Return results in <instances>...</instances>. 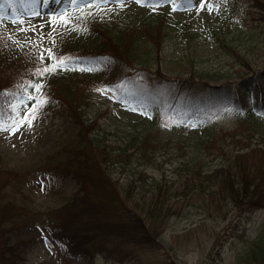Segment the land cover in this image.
Instances as JSON below:
<instances>
[{
  "label": "trees",
  "instance_id": "obj_1",
  "mask_svg": "<svg viewBox=\"0 0 264 264\" xmlns=\"http://www.w3.org/2000/svg\"><path fill=\"white\" fill-rule=\"evenodd\" d=\"M151 1L156 2L155 7L130 0L125 15L113 11L106 14L111 20L102 21L101 13L93 8L67 5L58 9V4L67 2L51 0L54 7L43 16L72 13L70 27L75 29L69 31L65 26L59 31L57 27L53 32L49 19L37 20L39 15L29 13L33 0H0L8 13L21 12L19 19L6 23L15 26L13 32L0 28V110L12 101L22 100L34 107L46 98L39 110L44 112L59 101L78 130L59 142L46 159L47 168L69 175L79 185L76 193L49 213L48 225L39 226L31 211L6 200L3 189L16 175L5 168L0 155V264H24L28 239L23 230L32 224L34 230H43L48 238L63 243L69 258L92 260L100 255L123 262L131 251L163 248L169 220L186 204L223 218L228 213L225 206L241 215L264 209V66L233 81L215 78L214 82L210 75L166 74L160 54L169 37L168 18L192 15L185 8L174 9V0ZM251 4L264 18V0ZM81 9L94 15L86 17ZM183 22L180 30L187 39L202 34L197 27L191 28L190 21ZM204 26L211 29L220 54L238 53L237 46L230 45L238 36L228 39L220 23L205 20ZM47 49L56 57L68 58L67 65L51 74L36 75L37 69L53 63L47 59ZM99 82L135 105L140 104L136 98L140 97L152 102L158 112L181 110L180 116L202 108L220 110L224 99L234 98L239 122L217 130L216 124L205 121L188 135L190 142H176L171 150L166 147L170 139L137 125L129 127L120 141L109 143L97 120L85 119L83 109L88 86ZM30 83L42 85L41 90L29 87ZM250 95H254L252 102ZM208 158L219 161L210 168ZM172 159L176 165L170 181L164 173L160 178L147 175V168L160 169L159 162ZM239 256L238 264H264V221Z\"/></svg>",
  "mask_w": 264,
  "mask_h": 264
},
{
  "label": "rangeland",
  "instance_id": "obj_2",
  "mask_svg": "<svg viewBox=\"0 0 264 264\" xmlns=\"http://www.w3.org/2000/svg\"><path fill=\"white\" fill-rule=\"evenodd\" d=\"M65 1L68 4H58V9L67 5L76 6L78 9L85 6L82 2L72 4L71 0ZM167 1L170 0L157 2ZM252 1L177 0L179 4L172 2L174 9H191L189 14L192 16L185 18L173 15L168 18L171 22L169 37L160 54L163 71L170 76L210 75L215 82V78L218 81H233L252 69L263 67L264 18L251 4ZM129 3L130 0H124L121 6L116 0H108L100 6V11H103L100 19L111 20L112 17L106 14L113 11L124 14L127 12L125 6ZM155 3L151 1L147 7L151 8ZM201 4L205 7H201ZM209 4L212 6L211 11L207 7ZM53 7L51 0H33L28 11L34 17V13H39L37 20L49 19V16L43 15L51 12ZM20 14L19 10L8 13L6 4L2 5L0 16H4L6 21L0 20V28L8 27L6 23L19 19ZM205 20L220 23L228 39L231 35L238 36L230 42L231 46H237L238 53L235 56L230 54L226 57L219 53L216 40L210 36L211 29L204 26ZM183 21H190L191 28L197 27L202 34L187 39L180 30ZM8 28L13 32L15 26ZM63 28L59 27V31ZM48 30L49 27L44 33ZM194 68L199 70V73L194 71ZM104 84L99 82L88 86L83 109L85 119L97 120L109 143L120 141L129 127L137 125L138 128L151 129L158 136L170 139L171 142L167 143L166 147L171 150L172 147H177L176 142L181 145L190 142L192 138H188V135L205 121L208 124H216L217 130H227L239 122L234 98L224 99L220 110L202 108L193 113L187 111L180 116L181 110L165 109L158 112L152 102H146L140 97H136L140 104L135 105L131 100L111 92ZM253 97L254 95L248 96L250 102ZM31 109L32 107L22 100L6 104L0 110V125L5 128L15 125ZM77 130L65 107L56 100L50 109L37 112L31 127L25 124L16 132L0 131L1 162L16 175V180L5 186L3 194L6 200L12 201L15 206L31 211L37 219L35 224L39 226L48 225L47 220L52 217L49 213L63 205L79 189V185L69 175L48 169L46 160L62 139ZM170 155L175 157V154ZM172 160H162L158 163L164 172L161 168H147V175L160 178L164 173L165 178L170 181L174 177L172 169L176 165L175 159ZM207 161L208 166L213 168L219 159L210 161L208 158ZM118 174L119 171L116 170L115 175ZM197 206L186 204L182 212L171 217L163 233V248L157 252L131 251L127 261L123 262L100 255H96L92 260L86 256L69 258L63 243L48 238L43 230H34L32 224L23 230L25 239H28V244L23 248L24 264H238L240 251L245 248L246 242L255 237L264 221V209L241 215L237 209L225 206L223 210L228 213L223 218L208 216L206 208V212H203L202 208Z\"/></svg>",
  "mask_w": 264,
  "mask_h": 264
},
{
  "label": "snow or ice",
  "instance_id": "obj_3",
  "mask_svg": "<svg viewBox=\"0 0 264 264\" xmlns=\"http://www.w3.org/2000/svg\"><path fill=\"white\" fill-rule=\"evenodd\" d=\"M78 2H82L85 5V8L87 9H92V8H96V9H100L101 4L107 3L108 0H71L72 4H77ZM116 2H118L121 6H123L124 0H116ZM137 3H142L147 5L148 3L151 2V0H136ZM11 6V5H9ZM156 5L153 4V7H155ZM0 7H2V5H0ZM201 7H205V5L201 4ZM209 11L212 10V6L209 4L207 5ZM82 15L86 16V17H90L92 15H94V13L92 11H84L83 9H81ZM34 15H39V13H34ZM71 16L72 13H62V14H55V15H51L49 17V24L53 25V32H55L57 30V27H65V26H69L67 28V30L69 31H74V28L70 27L71 24ZM0 19H3L2 16H0ZM77 19H79V17H77ZM16 23H18L19 21H14ZM19 31H26V29L24 28H20L18 29ZM52 33H49V37H51ZM47 53V59L52 60L53 63L45 66L44 68H40L36 70V75H40V76H44L45 74H51L57 71V69H61V68H65L68 62V58H65L63 56L61 57H56L51 49H47L46 50ZM40 59L43 61L45 59V55L42 54ZM80 70H92V69H80ZM29 87H34L35 90L37 92H39L42 88V85L40 84H29ZM97 91H102L100 89H97ZM31 99V97H30ZM47 103V99L46 98H42L40 99L39 104H37L36 106L32 107L31 111L29 113H27L21 120L17 121L15 125L10 126L8 128H5L3 125H0V131H10V132H16L19 130L20 126L23 125H27L28 127L32 126V120H34L36 118V114L37 112L44 106V104Z\"/></svg>",
  "mask_w": 264,
  "mask_h": 264
}]
</instances>
